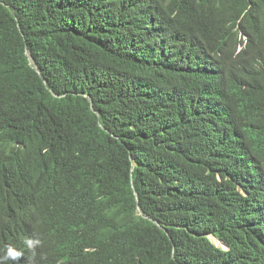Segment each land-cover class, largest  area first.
Wrapping results in <instances>:
<instances>
[{"label": "trees", "instance_id": "16d2710c", "mask_svg": "<svg viewBox=\"0 0 264 264\" xmlns=\"http://www.w3.org/2000/svg\"><path fill=\"white\" fill-rule=\"evenodd\" d=\"M9 246L29 264H264V0H0Z\"/></svg>", "mask_w": 264, "mask_h": 264}, {"label": "clouds", "instance_id": "9594fccd", "mask_svg": "<svg viewBox=\"0 0 264 264\" xmlns=\"http://www.w3.org/2000/svg\"><path fill=\"white\" fill-rule=\"evenodd\" d=\"M170 6H172V3ZM178 12L179 10L174 9L172 15ZM206 69L211 74V76L215 78V76L209 70V68H206ZM214 71H215L217 78L219 79L221 75L218 72L217 66L214 67ZM198 97H199V94H196L193 96V99H197ZM24 245L30 252H32L33 255H35V250L41 245V241L39 239L26 238L24 240ZM22 255H24V257H22ZM27 259H29V255L27 253L23 251H17L13 247L9 246L6 248L4 256L0 257V264H5V262L8 260H11L12 264H29L26 262Z\"/></svg>", "mask_w": 264, "mask_h": 264}, {"label": "rangeland", "instance_id": "374dc122", "mask_svg": "<svg viewBox=\"0 0 264 264\" xmlns=\"http://www.w3.org/2000/svg\"><path fill=\"white\" fill-rule=\"evenodd\" d=\"M213 240V242L217 245V246H220V243L218 242V241H216V240H214V239H212Z\"/></svg>", "mask_w": 264, "mask_h": 264}, {"label": "bare ground", "instance_id": "6f19581e", "mask_svg": "<svg viewBox=\"0 0 264 264\" xmlns=\"http://www.w3.org/2000/svg\"><path fill=\"white\" fill-rule=\"evenodd\" d=\"M42 236V235H41ZM22 257H24V255H22Z\"/></svg>", "mask_w": 264, "mask_h": 264}]
</instances>
